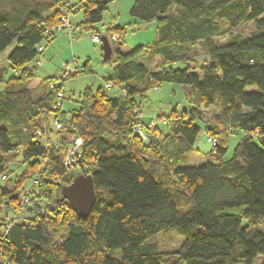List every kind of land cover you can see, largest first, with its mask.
<instances>
[{
    "label": "trees",
    "instance_id": "16d2710c",
    "mask_svg": "<svg viewBox=\"0 0 264 264\" xmlns=\"http://www.w3.org/2000/svg\"><path fill=\"white\" fill-rule=\"evenodd\" d=\"M113 1L76 0L74 9L84 11L76 30L99 34ZM68 3L0 0V53L10 49L0 63V213L19 209L31 178L40 180L22 218L6 237L0 234L7 264H258L264 256V0H134L130 15L156 21L157 37L125 49L124 28L108 29L109 41L120 38L110 41L116 65L107 83L124 94L88 86L80 107L64 110L55 108L62 76L34 87L29 82L39 48L55 38L49 30ZM249 21L251 34L235 32ZM224 36L227 42L217 43ZM198 43L205 50L201 62L197 51L186 52ZM142 56H160L162 63L152 70ZM178 63L183 66H173ZM165 82L189 86L190 105L164 118L161 139L151 135L145 143L135 130L144 124L140 101ZM214 105L218 122L207 124L204 109ZM219 123L227 133L216 130ZM238 130L245 136L225 159ZM202 131L220 141L203 163L191 164ZM72 135L83 145L67 167ZM57 138L62 145L52 143ZM19 161L16 173L10 164ZM80 174L93 176L97 195L87 218L63 194ZM163 231L183 237L177 249L160 250L152 240Z\"/></svg>",
    "mask_w": 264,
    "mask_h": 264
},
{
    "label": "rangeland",
    "instance_id": "374dc122",
    "mask_svg": "<svg viewBox=\"0 0 264 264\" xmlns=\"http://www.w3.org/2000/svg\"><path fill=\"white\" fill-rule=\"evenodd\" d=\"M134 3V0H115L110 5L107 11L104 13V19L102 22L97 24L98 33L101 36H107L108 29L115 26H121L124 28V48L132 49L139 45L147 46L153 43L157 37V22H143L130 15V9ZM76 0H72L67 6H62L60 11L62 14L70 13L71 21L74 26L73 31L76 37L71 41V37L66 32H56V37L44 42V49L42 54L38 58L40 64L37 61L33 64L37 65L36 76L30 80L29 86L34 87L41 83L45 78L56 76H62L65 79V84L63 90L65 91V99L63 100V109L70 110L73 108H79L81 102V94L86 87H92L94 90L102 87L107 90L110 96H121L124 94L120 86H113L110 89L106 88L107 82H112L114 67L116 65L114 57L109 60L104 59L103 41L95 43L92 41L91 36L93 31L84 30L79 33L76 30V24L80 22L83 18L84 11L79 9L78 11L74 9ZM71 7L73 11H71ZM62 15V16H63ZM61 16V17H62ZM61 21V20H60ZM59 24V22L57 23ZM56 24V25H57ZM55 26V25H54ZM255 30L254 21H249L242 24L235 32L242 35H249ZM118 35V34H117ZM110 38L112 44H116V40L120 36ZM228 36L218 38L216 41L219 44L226 43ZM186 49V48H185ZM10 51L7 50L8 54ZM197 51L199 53L198 59L201 62L204 58L203 52L204 47L202 43H198L196 46H189L186 50L190 55ZM6 53H0V63H5ZM139 60L145 61L149 67L154 70L162 63V58L160 56H154L147 61L145 57H138ZM85 64L89 71L79 73L75 77H69L70 73L74 71H81L84 69ZM174 67H182L183 65L173 64ZM2 87V86H0ZM189 89V91L187 90ZM192 92L190 87L179 83L165 82L161 86L151 89L148 95L140 101V117L145 125V130L147 133L146 138H141L143 142L150 144L151 135L161 139L164 133L159 130V126H162L164 131H166V124L164 123V118L171 115L173 112L183 113L188 109L190 105V99ZM220 109L218 106H210L204 109V121L207 124H213L218 122L216 120L217 114H219ZM180 116V114L178 115ZM168 119V117H167ZM154 120L151 127L147 129V125ZM216 130L219 133H227L228 129L224 124H217ZM209 138L217 139V144L220 141L219 134L214 133L213 135L207 134L202 131L198 137L195 150L190 158L191 164L203 163L206 158L205 156L211 151L213 144L208 141ZM245 136V132L238 130V132L231 133V137L228 144V151L225 155V159H229L233 155L234 148L236 144ZM10 168L14 172H19L23 166L22 163L16 162L10 164ZM79 170H76L78 172ZM0 183L2 179L0 178ZM260 229H264V225L260 226ZM62 238L57 239L56 244L60 243ZM153 241L157 242L160 250L171 251L177 249L181 244L183 237L180 236L176 231H163L158 233Z\"/></svg>",
    "mask_w": 264,
    "mask_h": 264
},
{
    "label": "built area",
    "instance_id": "2783aa9c",
    "mask_svg": "<svg viewBox=\"0 0 264 264\" xmlns=\"http://www.w3.org/2000/svg\"><path fill=\"white\" fill-rule=\"evenodd\" d=\"M72 0H69V3H71ZM68 3V4H69ZM76 9V8H75ZM77 11L79 10L78 8L76 9ZM71 14L66 13L61 17V21L59 24L53 26L50 28L49 32H66L70 35L71 39L76 37L75 32L73 31L74 26L71 21ZM91 39L93 42L97 43L101 40V35L100 34H93L91 36ZM44 47L41 46L39 50L43 51ZM37 64H40V60L37 61ZM56 85L52 84L51 87L54 88ZM112 84L107 83V87L110 88ZM65 91L63 89H60L57 93V99L55 102V108L59 109L63 105V100L65 99ZM152 123H155L154 120H151V122L148 124V127H151ZM54 127L56 129H61L62 125L59 121H54L53 122ZM145 125L142 122H138L137 125L135 126V130L137 134L143 139L148 137L146 130H145ZM38 136H43L46 133L45 128L44 129H38L36 131ZM209 142H211L213 145L217 144V139L215 138H209ZM56 146L62 145V141L60 139H55L53 142ZM83 145V139L79 136L72 135L69 138V144L67 146V151L64 156V164L67 167H73L74 163L76 162V159L80 156V149ZM40 180L37 174H35L32 178L31 181L28 185V187L25 189V191L22 194V201H21V206L19 209H14L9 212H2L0 213V234L2 238L6 237V235L9 233L11 228L14 226L16 222H18L22 218V213L26 209V204H30L31 200V195L36 188V186L39 184ZM5 232V233H3ZM0 264H7L6 262V257L3 254V248H2V243L0 242Z\"/></svg>",
    "mask_w": 264,
    "mask_h": 264
},
{
    "label": "water",
    "instance_id": "95a60500",
    "mask_svg": "<svg viewBox=\"0 0 264 264\" xmlns=\"http://www.w3.org/2000/svg\"><path fill=\"white\" fill-rule=\"evenodd\" d=\"M104 59L109 60L113 55V48L109 39L102 36ZM64 196L70 201L73 209L83 218H87L96 202V189L92 175L80 174L71 184L63 187ZM258 264H264V256Z\"/></svg>",
    "mask_w": 264,
    "mask_h": 264
},
{
    "label": "crops",
    "instance_id": "0c3cea01",
    "mask_svg": "<svg viewBox=\"0 0 264 264\" xmlns=\"http://www.w3.org/2000/svg\"><path fill=\"white\" fill-rule=\"evenodd\" d=\"M115 36H118V35H115ZM56 37V36H55ZM71 41H73L72 39H71Z\"/></svg>",
    "mask_w": 264,
    "mask_h": 264
},
{
    "label": "clouds",
    "instance_id": "9594fccd",
    "mask_svg": "<svg viewBox=\"0 0 264 264\" xmlns=\"http://www.w3.org/2000/svg\"><path fill=\"white\" fill-rule=\"evenodd\" d=\"M101 40H102V36H101Z\"/></svg>",
    "mask_w": 264,
    "mask_h": 264
}]
</instances>
